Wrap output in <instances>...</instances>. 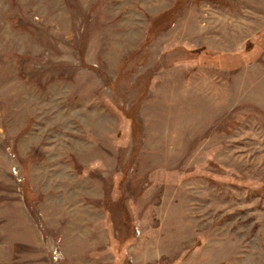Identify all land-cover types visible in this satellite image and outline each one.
Instances as JSON below:
<instances>
[{
  "label": "rangeland",
  "instance_id": "1",
  "mask_svg": "<svg viewBox=\"0 0 264 264\" xmlns=\"http://www.w3.org/2000/svg\"><path fill=\"white\" fill-rule=\"evenodd\" d=\"M0 264H264V0H0Z\"/></svg>",
  "mask_w": 264,
  "mask_h": 264
},
{
  "label": "trees",
  "instance_id": "2",
  "mask_svg": "<svg viewBox=\"0 0 264 264\" xmlns=\"http://www.w3.org/2000/svg\"><path fill=\"white\" fill-rule=\"evenodd\" d=\"M169 15V14H168ZM168 15H164V17H161L159 20H157L156 22L157 23H163L162 20H164V18H166ZM260 34H258L259 36ZM234 57L232 56H229L231 57V59H229V69H233L239 65H242V64H245L247 65L248 63H250L251 61L248 59L249 57H247L248 55L244 52L243 54L241 55H233ZM227 57V58H229ZM248 59V60H247ZM203 61H206L205 63H211V64H216L218 65L217 61H219V58H214L212 56H208L207 54L205 55V59ZM222 63V62H221ZM221 66L224 67V65L222 64H219Z\"/></svg>",
  "mask_w": 264,
  "mask_h": 264
}]
</instances>
